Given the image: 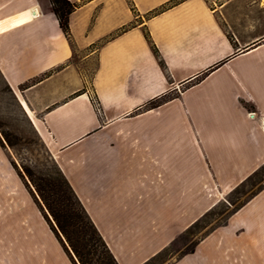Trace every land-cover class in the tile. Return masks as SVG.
<instances>
[{"label":"crops","instance_id":"0c3cea01","mask_svg":"<svg viewBox=\"0 0 264 264\" xmlns=\"http://www.w3.org/2000/svg\"><path fill=\"white\" fill-rule=\"evenodd\" d=\"M69 1L70 38L52 0H0V70L118 263L143 264L264 165V0ZM223 229L264 244V204Z\"/></svg>","mask_w":264,"mask_h":264},{"label":"rangeland","instance_id":"374dc122","mask_svg":"<svg viewBox=\"0 0 264 264\" xmlns=\"http://www.w3.org/2000/svg\"><path fill=\"white\" fill-rule=\"evenodd\" d=\"M93 102L96 103L94 96ZM33 118L35 119L34 116ZM0 121L3 124V127H0V137L3 138V128L16 142L13 148L5 141V145L0 143V264H18L17 255L29 253L32 247L42 254L40 264H65L64 261L73 264L45 217L35 197L36 191L24 169L31 167L36 171L54 173L56 158L42 137L40 139L31 129L32 126L12 96L5 91V83L1 77ZM202 186L206 190L209 188L207 182H202ZM236 187L218 197L213 213L187 235L179 237V234L175 243L151 264H264V244L231 245L221 241V244L216 246L214 241L209 239L216 228L199 242L194 252L178 259V256L192 247L193 242L206 234L212 225H217L226 218V222L218 226L219 235L221 233L224 237L231 236L226 235L223 227L229 223L230 216L239 209L232 215H229V211L241 203L264 204V188L258 192L260 187H264V168L251 180L235 189ZM218 188L219 186L216 189ZM208 198L202 195V207ZM253 235L252 230L247 232L250 240ZM32 243L35 245L32 246ZM47 253L55 258L53 262L48 260Z\"/></svg>","mask_w":264,"mask_h":264},{"label":"trees","instance_id":"16d2710c","mask_svg":"<svg viewBox=\"0 0 264 264\" xmlns=\"http://www.w3.org/2000/svg\"><path fill=\"white\" fill-rule=\"evenodd\" d=\"M52 4L53 12L59 20L60 27L62 28L66 36L70 38L69 15L75 9L76 5L71 3L69 0H52ZM0 77L5 83V91L12 96L13 100L21 110L26 120L32 126L31 129L40 138V134L38 133L37 129L34 128L29 115L23 108L17 95L5 79L1 70ZM95 104L97 105V102ZM150 105L154 107L156 103L151 102ZM0 127H3L1 121ZM1 135L3 137H0V143L2 145H5L3 142L5 141L11 148L15 146L16 142L13 141L11 134L8 131L2 128ZM54 168V173L36 171L35 168L31 167H25L24 169L29 178V182L36 191L37 196L35 197L36 199H38L37 201L39 202L40 207L43 209L45 217L50 222L52 230L62 243V246L64 247L67 254L72 259L73 264H119L104 237L102 236L96 224L86 210L84 204L72 187L70 181L55 160ZM263 168L264 165H262L246 180L240 183L239 186L244 184L247 180H251ZM239 186H237L235 189H237ZM263 188L264 187H260L258 192ZM244 204L245 203H241L235 209L229 211V215H232ZM215 208L216 205L206 211L198 220H196L183 233H181L179 237H183L191 232L206 217L211 215ZM226 219H224L217 225H212L211 229L200 238H197V240L193 242L192 247L183 251L178 256V259L186 254L194 252L195 247L199 244V242L204 239V237H206L209 233H211L215 228L225 223ZM176 240L177 239H175L161 251L156 253L154 256L149 258L143 264L153 263L155 260L161 257L173 245V243H175Z\"/></svg>","mask_w":264,"mask_h":264},{"label":"bare ground","instance_id":"6f19581e","mask_svg":"<svg viewBox=\"0 0 264 264\" xmlns=\"http://www.w3.org/2000/svg\"><path fill=\"white\" fill-rule=\"evenodd\" d=\"M22 20H24V15H21L20 18H12L11 21L12 23H17V22H21ZM25 107L29 110L28 106L25 104Z\"/></svg>","mask_w":264,"mask_h":264}]
</instances>
